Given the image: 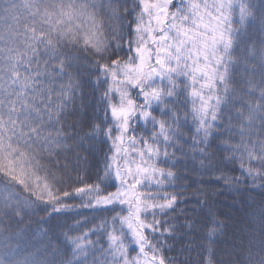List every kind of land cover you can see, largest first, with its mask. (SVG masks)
Instances as JSON below:
<instances>
[{
	"label": "snow or ice",
	"instance_id": "snow-or-ice-1",
	"mask_svg": "<svg viewBox=\"0 0 264 264\" xmlns=\"http://www.w3.org/2000/svg\"><path fill=\"white\" fill-rule=\"evenodd\" d=\"M0 264H264V0H0Z\"/></svg>",
	"mask_w": 264,
	"mask_h": 264
},
{
	"label": "trees",
	"instance_id": "trees-1",
	"mask_svg": "<svg viewBox=\"0 0 264 264\" xmlns=\"http://www.w3.org/2000/svg\"><path fill=\"white\" fill-rule=\"evenodd\" d=\"M226 199H227L228 202H231V197H227ZM224 210L226 211L227 209L224 208Z\"/></svg>",
	"mask_w": 264,
	"mask_h": 264
}]
</instances>
